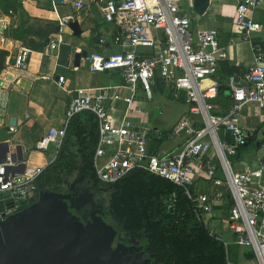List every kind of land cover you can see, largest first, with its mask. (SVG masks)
Masks as SVG:
<instances>
[{
    "label": "built area",
    "instance_id": "built-area-1",
    "mask_svg": "<svg viewBox=\"0 0 264 264\" xmlns=\"http://www.w3.org/2000/svg\"><path fill=\"white\" fill-rule=\"evenodd\" d=\"M24 4L26 0H21ZM74 13H80L91 4H98L103 17L114 26V42L121 51L104 55L98 51L86 56L91 71L117 69L123 76V87L132 91L124 97L128 103L126 113L117 118L112 112L105 89L76 88L70 96L64 123L51 126L37 142V149L48 151L52 144L57 152L63 145L70 119L83 111L94 113L98 119L99 139L93 157L97 179L102 185L111 186L141 169L182 187L192 201L199 220L212 234L217 215L225 219L224 227L234 235L233 243L253 252L257 264H264V140L261 143V160L257 167L247 165L242 171H234L229 157L237 155L239 148L247 145L252 136L242 124V113L247 106H258L264 113V44L256 35L263 25L253 13L264 5V0H239L235 25L252 45L253 61L242 72L228 78L231 102L227 112H216V100L220 85L216 81L205 85L218 70L219 56L226 51L219 47L216 29L195 31L193 17L185 12L179 0H64ZM195 11H193L194 13ZM6 18H0L5 21ZM74 15L65 17L66 24ZM10 23L4 22L3 28ZM59 43L51 39L47 51L58 50ZM32 49L22 45L14 62L6 57L4 66L25 71L29 66ZM160 75L175 91L186 93L190 113L201 117L189 124L177 150L171 154L150 150V129L135 126L126 114L132 110L133 97L139 87L152 97L154 81ZM65 77L59 76L62 85ZM5 83L0 80V87ZM117 91L112 95L117 97ZM139 110V109H138ZM226 129L233 140H221L219 133ZM15 131L14 125L10 126ZM56 152V155H57ZM56 155L54 159L56 158ZM53 159V160H54ZM52 160V161H53ZM51 161V162H52ZM17 165L8 156L0 163V221L17 213L23 205L38 195L37 179L45 168L26 167L23 173L13 172ZM224 173V177L218 171ZM204 177L212 193L204 192L198 184ZM227 186L233 204L224 191ZM176 193L172 196L175 205ZM229 205L228 212L216 211V205ZM226 247L225 264H241L231 258L230 242L216 236Z\"/></svg>",
    "mask_w": 264,
    "mask_h": 264
},
{
    "label": "crops",
    "instance_id": "crops-1",
    "mask_svg": "<svg viewBox=\"0 0 264 264\" xmlns=\"http://www.w3.org/2000/svg\"><path fill=\"white\" fill-rule=\"evenodd\" d=\"M179 1L183 4L187 0ZM238 1L210 0L207 12L202 15L203 20L200 23H196L194 20L192 22V28L195 31L216 29L218 45L226 51V55L220 54L219 56L216 74L210 80H207L209 84L212 81H216L219 83L220 88L226 89L224 93L220 91L219 97L215 99L218 104L216 112L220 115L227 112L231 102L230 89L227 84L229 76L233 73L242 72L251 64L254 56L251 43L242 34L239 35L237 33L235 16ZM63 4L70 6V11L66 14L62 12L61 7H63ZM23 5L31 19L30 21L37 19L36 22L41 25H45L47 22L53 23L54 26H52L51 33L48 36L50 40L53 39L57 43L61 41L69 43L73 46V51L76 49L86 50L88 53L98 51L104 55L121 51V48L114 42V26L105 20L98 4H91L87 10L80 13H74L71 4L64 0L62 4H56L55 0H26ZM184 8L187 14L193 15V11H195L193 0H191L189 7H186L185 4ZM70 15H74L75 20L79 22L81 27V34L77 36L68 27V22L66 24L61 23L65 17ZM253 16L256 21L263 25L262 31L256 35V39L264 44V5L256 9ZM0 18H6L4 22L10 23L8 28L5 29L2 27L4 22L0 21V50L8 52L7 57L10 58L13 64L19 48L22 45L27 46V44L23 40L9 37L7 32L11 27L19 26L23 17L20 12L13 16H8L0 11ZM59 24H61V31L57 34L52 33ZM47 46L48 44L45 43L43 49L31 48L32 52L27 70L20 71L13 67L4 66L0 72V80L5 83L3 87H0V142L9 141L11 151H15L16 145H22L26 167L45 168L54 159L57 152L56 146H54L55 152L51 153V147L48 151H42L37 149L36 145L40 137L51 126H61L64 123L70 90L80 87L102 90L106 87L122 86L124 83L122 73L117 69L91 71L86 57H83L81 65L76 67L73 65L72 55L69 66L65 67L58 63V50L47 51ZM60 75L65 77L62 85L59 83ZM163 81L165 91L161 90L155 78L151 98H148L146 93L139 87L133 97L132 110L126 116L135 126H144L150 129L149 145L152 152L171 154L177 150L181 139L186 133L172 142L168 140L167 143H164V139L158 142V138L168 135L165 134L167 132L162 131L158 124L144 125L143 119L141 121V119L137 118V115H147L152 111L153 107L155 108L159 104L168 106L171 109H175L182 104L185 109H182L177 114L179 121L184 118L189 124L198 122V125H201L202 120L200 116L190 113V107L186 103V93L173 90L164 79ZM116 91L118 96L116 95L117 97L112 98ZM116 91L115 89H110L105 92L111 97L108 98V101L111 103L112 112L117 118H122L128 107L124 97H131L132 91L123 86L117 88ZM182 94H185V101L181 100ZM242 116L243 126L252 134V142L239 148L237 155L229 157L234 171H242L247 165L257 167L262 155L261 143L264 140L263 110L258 106H247L243 110ZM12 117L17 119V123L14 125L16 127L15 131L10 130ZM171 129L173 130V128ZM169 132L171 133V131ZM219 136L221 140H233L232 135L226 129H221ZM257 142L260 143L259 146ZM218 172L222 173V177H224L222 171L219 170ZM198 184L202 191L209 194L213 192V188H211L204 177H199ZM223 189L226 195L232 198L230 189L227 186H224ZM35 201L36 198H32L28 201V205ZM229 207V205L218 204L216 205V211L223 210L227 213ZM224 220L217 215L212 227H221L223 232H230L224 227ZM207 230L210 232L209 229ZM210 234L224 238L215 231L214 234L211 232ZM230 245L231 243L229 244V250L232 259L240 263L248 262L243 259V254L241 253L243 251L245 255L248 250L240 249L232 252Z\"/></svg>",
    "mask_w": 264,
    "mask_h": 264
},
{
    "label": "trees",
    "instance_id": "trees-1",
    "mask_svg": "<svg viewBox=\"0 0 264 264\" xmlns=\"http://www.w3.org/2000/svg\"><path fill=\"white\" fill-rule=\"evenodd\" d=\"M0 11L8 16L18 12L22 14L20 25L11 27L7 32L9 37L23 40L32 49L45 47V39L50 35L53 23L41 25L36 22L37 19L30 21L21 0H0ZM7 55V51L0 50V72ZM156 81L165 91L160 75L156 76ZM220 91L224 93L226 89L222 87ZM181 100L185 101V94H182ZM165 138H158V142ZM98 139L96 115L90 111L74 115L56 158L37 179L38 195L46 190L63 188L77 174L89 177L96 185H102L93 165ZM109 187V209L119 229L123 233L134 232L136 235L146 229L152 245L165 254L168 264H225L224 243L205 228L182 187L141 169L134 170L128 177ZM174 193L177 199L173 206ZM229 202V205L233 204L232 198H229ZM27 205L28 202L23 208ZM245 255L252 257L253 252L248 250Z\"/></svg>",
    "mask_w": 264,
    "mask_h": 264
},
{
    "label": "water",
    "instance_id": "water-1",
    "mask_svg": "<svg viewBox=\"0 0 264 264\" xmlns=\"http://www.w3.org/2000/svg\"><path fill=\"white\" fill-rule=\"evenodd\" d=\"M62 4L63 0H55ZM210 0H193L195 12H207ZM68 27L74 35L81 34L79 22L69 20ZM61 31V24L52 33ZM50 43V37L46 38ZM73 55V65L79 67L86 50H75L66 42L58 46V63L67 67ZM11 125L17 119L12 117ZM252 142L249 138L247 144ZM259 146L260 143L257 142ZM17 165L10 166L13 172L23 173L26 164L22 145L11 151L10 142H0V163L8 158ZM57 194V193H56ZM66 209H60L53 192L42 193L36 201L17 213L0 221V264H129L126 257H120L112 250L117 230L109 224L101 226L94 234L83 236L72 221L65 219ZM75 217H69L73 220Z\"/></svg>",
    "mask_w": 264,
    "mask_h": 264
},
{
    "label": "flooded vegetation",
    "instance_id": "flooded-vegetation-1",
    "mask_svg": "<svg viewBox=\"0 0 264 264\" xmlns=\"http://www.w3.org/2000/svg\"><path fill=\"white\" fill-rule=\"evenodd\" d=\"M84 179L91 188L97 189L102 188L101 185H96L89 177L82 174H77L73 181H68L63 188L57 190H51V192L56 195V203L60 209H66L65 219L72 221L78 227L80 226V232L83 236L94 234L101 226L104 224L112 225L111 222L115 221L117 227L119 224L111 214L110 209H103L102 212L97 209L98 213L90 215L87 217L82 215L79 209L71 207V201L73 198H77L79 195V184L81 180ZM103 188L102 190H110V187ZM73 191V192H72ZM57 193V194H56ZM65 193H67L65 195ZM74 214H80V219H77ZM84 214V213H83ZM75 217L73 220L69 217ZM83 220V223L81 222ZM79 221V223L77 222ZM114 226V225H113ZM115 229L117 230L116 226ZM117 236L114 240L112 250L115 254L120 257H126L129 264H168L165 261V254L157 251L152 245L150 239L148 238L147 230L144 229L139 235L132 233H119L117 231ZM117 240H119L117 242ZM117 242V243H116ZM121 242V243H120ZM122 244V245H119Z\"/></svg>",
    "mask_w": 264,
    "mask_h": 264
},
{
    "label": "rangeland",
    "instance_id": "rangeland-1",
    "mask_svg": "<svg viewBox=\"0 0 264 264\" xmlns=\"http://www.w3.org/2000/svg\"><path fill=\"white\" fill-rule=\"evenodd\" d=\"M190 2H191V0H187V1H185V3H183V5L186 4V7H189ZM62 6L63 7H61V8H62L63 14H66L70 11V6H68L66 4H63ZM192 17L196 23H200L203 20L202 15H200L196 12L193 13ZM237 33L239 35L242 34L239 29H237ZM155 100H156V98H155ZM157 106L155 108L153 107L151 109L152 111L147 115L138 114L137 118L141 119V121L143 119V123L146 126H151L152 124L160 125L161 130L167 132V133H165V132H162V133L168 134L166 136V138L164 139V143H167L168 140H169V142H172L173 140L175 141L180 136L182 137V135L185 134L187 131V124L185 123L184 118L179 121L177 119V118H179V117H177L178 116L177 114L182 109H185V106L180 104L175 109H171L168 106L160 105V104ZM177 120H178V122L176 123ZM171 128H173V130ZM169 129H171V130H169ZM167 130L171 131V133ZM54 146H55L54 144L51 145V148H50L51 153L55 152ZM218 174L220 176H223L222 173L218 172ZM73 180H74V178H71L69 181L71 182ZM79 185H80L79 186V195L80 196H78L77 198H75V197L73 198V200L71 201V204H72L71 207L79 209L80 212L84 213V214L82 213V215H85L87 217H90V215H93V214L96 215V213H98L97 209H99L101 212L103 209H109L111 191L110 190H102L103 188H105L104 185H101L102 188L94 189V188H91V186L89 184H87V182L84 179L81 180V184H79ZM106 187H109V186H106ZM50 192H51V190H46L45 193H50ZM66 194L67 193H65V195ZM74 216L77 219H80V217H81L80 214H74ZM77 222L79 223V221H77ZM81 222L83 223V220ZM111 224H112V226L114 225L113 226L114 228L116 226L117 231H119V233L121 232V230L117 227L115 221H112ZM213 230L218 235H222L226 240H228L231 243L230 248H231L232 252H235L236 250L242 249L241 247H239L233 243L234 238H233V235H231L232 234L231 232H223L221 227L216 228L215 226H213ZM118 241L119 240H117V242ZM119 245H122V244H119ZM246 250H249V249H246ZM241 264H257V261L255 259H252L248 262H242Z\"/></svg>",
    "mask_w": 264,
    "mask_h": 264
},
{
    "label": "bare ground",
    "instance_id": "bare-ground-1",
    "mask_svg": "<svg viewBox=\"0 0 264 264\" xmlns=\"http://www.w3.org/2000/svg\"><path fill=\"white\" fill-rule=\"evenodd\" d=\"M204 84H205V85H208V84H209V82H208V81H204Z\"/></svg>",
    "mask_w": 264,
    "mask_h": 264
}]
</instances>
